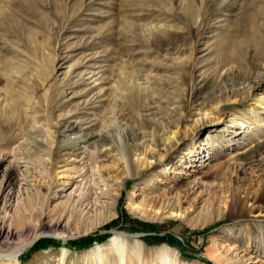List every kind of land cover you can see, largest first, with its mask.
Wrapping results in <instances>:
<instances>
[{
  "label": "rangeland",
  "instance_id": "1",
  "mask_svg": "<svg viewBox=\"0 0 264 264\" xmlns=\"http://www.w3.org/2000/svg\"><path fill=\"white\" fill-rule=\"evenodd\" d=\"M127 1L0 0V149L19 144L22 127L37 113L46 115L48 139L51 130L61 139L64 128L55 118L88 98L92 104L79 114L87 125L112 118L106 105L121 110L124 125L120 135L112 127L111 138L127 155L144 139L171 135L167 127L178 121L183 138L179 153L126 180L113 219L67 240L44 233L22 251V263L66 247V264H264V56L247 37L255 21L264 34V0ZM249 12L256 13L252 22ZM233 42L244 61L228 74L234 63L226 64L224 51ZM6 75L22 92L21 112L12 110ZM244 86L255 88L245 94ZM231 89L241 95L223 100ZM202 122L194 139L185 134ZM31 136L17 157L42 171L41 133ZM165 175L171 183L161 181ZM194 177L205 185L203 208L184 202L193 214L156 217L153 198L184 193ZM142 199L147 217L128 208ZM206 215L213 220L203 224ZM115 231L125 235L124 249L111 247Z\"/></svg>",
  "mask_w": 264,
  "mask_h": 264
},
{
  "label": "bare ground",
  "instance_id": "2",
  "mask_svg": "<svg viewBox=\"0 0 264 264\" xmlns=\"http://www.w3.org/2000/svg\"><path fill=\"white\" fill-rule=\"evenodd\" d=\"M248 1L250 5L257 3V0ZM255 14L249 12L248 16H250L251 22ZM250 29L253 32L247 35V37L250 36V47L256 49L257 55L264 56V34L258 30L256 21L252 22ZM240 47L235 42L225 47L224 56L225 61L228 62L226 64L234 63L227 70L228 74L234 73L235 65L244 61L240 57V54L242 55ZM248 49L249 47H246V53ZM76 75L74 74V76ZM81 79L88 80L89 83L96 81L93 75L87 78L79 75V81ZM6 81L12 96V110L21 112L22 97L20 94L22 92L18 93L10 86L12 80L8 75H6ZM76 81L75 83H77ZM71 84L69 83V86ZM254 88V86H244L243 93L249 94ZM116 89L120 90L121 88L116 87ZM235 91V89L228 90L223 100L230 101L232 97L241 95ZM114 93H116L115 90ZM73 94L76 95V92ZM88 99L83 100L75 107L71 106L70 109L55 118V122L64 128L61 139H57L56 130H51L53 139H48L44 134L46 123L41 121V116L46 118V115L37 113L33 116L34 122L31 126L22 127L23 139L19 144L11 149H0V264H23L20 258L22 251L44 233L57 234L67 240L68 235L74 236L89 232L110 221L116 215L118 197L128 178L138 177L143 171L157 165L165 157L176 155L182 150L183 138L178 121L171 128L167 127L171 135H166L167 132H165L160 138L144 139L137 144L134 152L127 155L124 146L119 144L115 138H111V128L116 127V132L120 135L124 125L121 110L106 105L105 109L110 110L112 118L110 117L109 121L107 118H95L96 121L87 125V120L81 119L79 114L88 108L90 102ZM57 105L62 107L64 103ZM102 112L104 114V111ZM48 116L51 119L53 115ZM204 116L208 117L209 115L205 114ZM208 122L211 123L214 120L211 119ZM206 124V122L198 124L193 131L185 130V134L192 135L194 139ZM95 125H99V128L95 127L97 130L92 131L91 128ZM34 132L41 133V142L39 140L36 142L42 144L46 153V156L43 157L42 171L32 169L27 160L29 157H26L27 159L17 157L18 151L24 149L26 143L33 139L31 135ZM28 152L30 154V150ZM185 153L190 154L191 150L188 149ZM94 158L97 161L95 168L91 164V159ZM107 160L112 161V164L111 168L105 170L102 168V164ZM189 161L193 163L198 160L190 158ZM120 173H125V176L120 178ZM161 181L169 184L172 182V178L165 175ZM168 187L171 188V186ZM205 194L204 183L195 178L184 193L176 192L166 200H159V197L153 198L155 202L149 209L156 217L160 218L166 214L187 217L193 213H189L190 210L187 211L183 203L196 202L197 209L203 208ZM139 202L131 200L128 203V208L140 217H147V203H144L143 199ZM196 206L194 207L196 208ZM212 220L213 216L206 215L203 224ZM33 231L35 234L31 237L30 232ZM123 235L114 232L110 239L112 248L124 249L125 242L120 238ZM68 253V249L62 247L60 252L50 251L35 255L27 264H54V262H56L55 264H66ZM168 254L167 246L161 248V256H159L162 259H167Z\"/></svg>",
  "mask_w": 264,
  "mask_h": 264
},
{
  "label": "water",
  "instance_id": "3",
  "mask_svg": "<svg viewBox=\"0 0 264 264\" xmlns=\"http://www.w3.org/2000/svg\"><path fill=\"white\" fill-rule=\"evenodd\" d=\"M111 232H113L114 230H110ZM131 235H137V236H143L145 235V233H130Z\"/></svg>",
  "mask_w": 264,
  "mask_h": 264
},
{
  "label": "trees",
  "instance_id": "4",
  "mask_svg": "<svg viewBox=\"0 0 264 264\" xmlns=\"http://www.w3.org/2000/svg\"><path fill=\"white\" fill-rule=\"evenodd\" d=\"M146 227H149V224H146ZM157 238L160 239V237H157ZM92 242H93V240H91V241L89 242V244L86 245V247L90 246Z\"/></svg>",
  "mask_w": 264,
  "mask_h": 264
}]
</instances>
